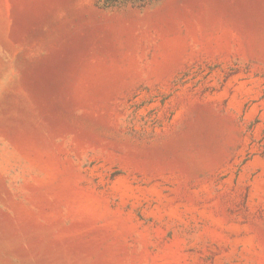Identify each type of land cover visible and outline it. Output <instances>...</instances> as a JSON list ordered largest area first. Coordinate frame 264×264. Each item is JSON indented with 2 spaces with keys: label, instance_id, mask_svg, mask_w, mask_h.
<instances>
[{
  "label": "rangeland",
  "instance_id": "374dc122",
  "mask_svg": "<svg viewBox=\"0 0 264 264\" xmlns=\"http://www.w3.org/2000/svg\"><path fill=\"white\" fill-rule=\"evenodd\" d=\"M0 264H264V0H0Z\"/></svg>",
  "mask_w": 264,
  "mask_h": 264
}]
</instances>
